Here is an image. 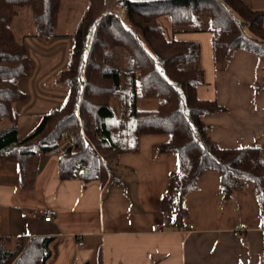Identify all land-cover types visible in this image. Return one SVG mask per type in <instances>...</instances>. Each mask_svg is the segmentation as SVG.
Listing matches in <instances>:
<instances>
[{"label": "trees", "instance_id": "trees-1", "mask_svg": "<svg viewBox=\"0 0 264 264\" xmlns=\"http://www.w3.org/2000/svg\"><path fill=\"white\" fill-rule=\"evenodd\" d=\"M83 1L67 65L54 79L67 90L63 103L20 138L14 105L27 94L18 80L29 77L34 65L13 22L25 8L32 36L50 39L57 35L61 0H0V159L19 165L21 186L33 184L39 154L54 151L60 152V178L104 183L118 154L135 151L141 135H162L158 151L175 153L178 162L162 201L168 211L174 206L176 227L187 217V193L204 172L213 171L224 199L238 190L240 180L252 186L264 232V147H222L211 138L203 117L224 108L198 96L205 83L200 43L177 37L209 31L217 69L236 50L255 53L263 75L254 88L264 91V9L245 0H116L119 10L113 11L105 0ZM4 119L8 124L2 127ZM62 132L71 142L59 148ZM51 241V236L21 235L10 247L11 238L0 236V264H46Z\"/></svg>", "mask_w": 264, "mask_h": 264}, {"label": "crops", "instance_id": "crops-1", "mask_svg": "<svg viewBox=\"0 0 264 264\" xmlns=\"http://www.w3.org/2000/svg\"><path fill=\"white\" fill-rule=\"evenodd\" d=\"M245 2L264 9V0ZM202 36L200 32L177 35L200 43L205 83L198 87V96L215 100L224 108L203 117L211 125V138L222 147H264V91L254 88L255 80L263 75L258 55L236 50L226 66L217 69L212 35H208L210 52ZM43 66H35L27 77L32 96L25 91L27 99L15 103L19 108L20 138L31 133L41 116L65 98L61 87L57 93L40 85L48 78ZM22 121L27 128L34 126L20 135ZM164 139L162 135H141L135 151L115 157L104 183L60 178V152L54 151L39 154L34 182L24 188L19 165L0 159V236L10 237L12 244L21 235L51 236V255L46 264H264L261 223L236 229L194 227L187 221L190 210L184 205L187 217L181 227H176L177 217L174 220L169 216L162 201L168 175L177 169L178 162L175 153L158 151V144ZM200 190H190L184 204L190 196L194 201L202 200ZM217 190V199L222 203L232 200L234 194L228 199L222 197L219 184ZM45 208L55 211L50 221L40 214Z\"/></svg>", "mask_w": 264, "mask_h": 264}, {"label": "rangeland", "instance_id": "rangeland-1", "mask_svg": "<svg viewBox=\"0 0 264 264\" xmlns=\"http://www.w3.org/2000/svg\"><path fill=\"white\" fill-rule=\"evenodd\" d=\"M105 1L107 8H112L113 11L119 10L116 0ZM85 6L86 4L83 0H61V7L58 13V26L56 28L57 35L50 39H41L38 36H32L35 30L30 20L29 12L25 8L20 9L19 16L16 18L17 20L13 22V31L17 38L24 42L34 67L44 65L42 71H44L43 73H45L48 78L40 85H45L48 91L59 93L60 87L63 89V92L64 90L65 93L67 91L63 85H55L54 79L58 71L65 68L67 65L71 45V34L81 19ZM200 33L205 39L204 44L207 51L210 52L208 38L210 39L211 33L209 31H201ZM205 34L210 35V37ZM119 58L120 65L124 66L126 63L125 55L122 53L119 55ZM262 63L263 61H261V64ZM39 68L41 69V67ZM18 86L22 91H27L29 95L32 96V93H30L32 91L27 85V78H20L18 80ZM33 92H35V90ZM56 103L57 102L54 104ZM140 104L143 106L145 103ZM61 105L62 103L55 108H59ZM14 109L16 112L19 111L17 104L14 105ZM7 124L8 121L4 119L1 126L4 127ZM33 126L34 125H31L27 128L26 122L22 121L19 125L20 135L28 132ZM70 142L71 137L66 132H62L59 148L68 145ZM240 182V184H244V188L238 191L240 189L238 186L239 189L234 192L232 200L222 203L220 199H217L219 197L217 190L218 174L213 171L204 172L194 186V188L199 187L201 189L198 195L203 197V199L194 201L192 196H190L189 201L186 200L184 204L190 210V214L187 218L188 223L194 227L201 228L211 226H217L219 228L223 226H235L233 227L235 229L238 228V226L259 225L261 223L260 204L253 193L252 186L249 183H244L242 180H240ZM195 195L196 194H194V196ZM200 202L202 203L201 205L199 204ZM172 207L173 208L168 213L170 217L176 220L175 209L174 206ZM205 212L208 213L206 214ZM209 213L211 215H209ZM207 216L211 217V219L205 220L204 217ZM12 246H14V244H11L10 247Z\"/></svg>", "mask_w": 264, "mask_h": 264}, {"label": "built area", "instance_id": "built-area-1", "mask_svg": "<svg viewBox=\"0 0 264 264\" xmlns=\"http://www.w3.org/2000/svg\"><path fill=\"white\" fill-rule=\"evenodd\" d=\"M237 185L240 188L244 187L243 184H240V183L238 184V182H237ZM40 214L42 215V217L45 221H50L53 218V216L55 215V211L51 208H45V209L40 210Z\"/></svg>", "mask_w": 264, "mask_h": 264}]
</instances>
